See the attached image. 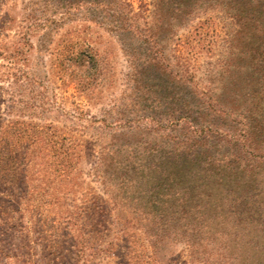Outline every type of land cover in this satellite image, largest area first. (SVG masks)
<instances>
[{
    "label": "rangeland",
    "instance_id": "1",
    "mask_svg": "<svg viewBox=\"0 0 264 264\" xmlns=\"http://www.w3.org/2000/svg\"><path fill=\"white\" fill-rule=\"evenodd\" d=\"M126 1L135 12L151 15L152 0ZM20 13V0H0V141L5 156L0 187L14 195L16 204L8 217L15 226L11 233L0 229V247L31 256L21 264H258L264 255V205L253 220L218 212L206 199L199 204L202 184L186 193L192 199L184 213L170 214L155 201L159 191L139 182L123 183L134 174L114 169L120 160L128 161L126 157L154 154L168 144L188 145L204 134L216 142L214 157L226 151L236 155L230 138L216 134H225L224 129L240 133L241 111L222 115L213 133L185 121L166 128L145 122L147 129L137 130L141 134L116 137L115 151L118 141L128 148H123L124 155H109L102 165L99 142L82 127L102 126L105 111L124 87L126 60L118 42L103 27L76 17H56L55 31L43 41H37V33L23 39ZM230 33L224 14L206 11L176 32L175 43L204 71L223 60ZM203 79L205 86L219 82L218 77ZM36 131L40 142L27 149L26 138ZM104 132L114 135L108 128ZM108 135L102 136L106 143ZM159 137L169 142L162 145ZM21 148L30 160L26 181L19 164ZM12 159L17 168L13 174L6 169ZM248 162L258 165L257 159ZM127 165L136 166L130 161ZM96 166L103 173L109 169L107 182L103 174H95ZM135 173L138 181L140 170ZM183 194L175 192L171 199L179 204ZM0 227L8 228L4 223ZM2 260L14 261L5 256Z\"/></svg>",
    "mask_w": 264,
    "mask_h": 264
},
{
    "label": "trees",
    "instance_id": "2",
    "mask_svg": "<svg viewBox=\"0 0 264 264\" xmlns=\"http://www.w3.org/2000/svg\"><path fill=\"white\" fill-rule=\"evenodd\" d=\"M151 5L152 13L146 16L135 12L126 0H20L21 34L25 39L37 33V41H43L55 31L56 17H76L103 27L118 42L126 60L124 87L105 111L102 126L82 127L99 142L98 159L102 165L109 155L119 152L124 155L123 148H128L118 141L119 147L115 151V138L128 133L135 135L137 130L147 129L143 126L145 122L166 128L185 121L199 131L204 129L213 133L218 131L216 122L222 115L240 110L243 121L240 133L224 129L225 134H216L230 138L236 155L226 151L220 158L214 157L216 142H209L204 134L198 135L203 139L188 145L168 144L154 154L126 157L124 160H129H120L114 169L126 174L131 170L134 175L137 169L140 170L138 181L132 175L123 183L134 185L139 182L149 191H159L155 201L163 212L184 213L192 199V195L186 193L204 184V198L200 205L206 199L205 202L214 205L218 212L250 220L259 218L264 205V172L261 170L264 165L259 166L264 164V0H152ZM206 11L224 14L231 24L232 33L226 43L223 60L210 63L206 70L200 71L177 49L175 37L176 32L193 17ZM9 53L8 56L13 58L16 50ZM208 77L219 78L215 87L204 80H209ZM202 79L209 85H203ZM107 128L114 135L105 133ZM36 134L39 132L26 138L27 149L31 143L39 144L40 138ZM106 135L109 143L104 141L106 137L102 138ZM159 142L166 145L169 141L164 138ZM50 145V151L55 154L56 148L51 142ZM26 153V149L19 152L25 181L26 169L30 166ZM63 154L67 155L66 149ZM3 158L0 141V172L5 168L2 166ZM110 159L114 162L113 158ZM249 159H257L258 165L254 166L248 162ZM129 161L136 166L130 169ZM6 166L9 173H16L14 159ZM65 169L68 170L69 165ZM104 170L107 173L109 169ZM106 173L100 167L95 169L97 176L103 174L104 182H107ZM174 191L185 192L182 199H178L179 204L171 199ZM13 199L11 192L0 187V226L4 223L8 227V230L0 227L2 232L11 233L15 226V222L8 219L16 211ZM39 205H34L33 209ZM21 208L24 212L28 210L26 206ZM53 223L52 227L57 229L56 222ZM5 236L11 239V235ZM9 249L0 247V264L31 261V256L25 257L17 252V248L12 253ZM4 256L14 261H3ZM258 264H264V255Z\"/></svg>",
    "mask_w": 264,
    "mask_h": 264
}]
</instances>
